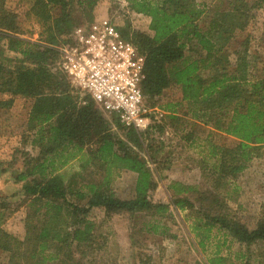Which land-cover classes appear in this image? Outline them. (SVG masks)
<instances>
[{"label": "trees", "instance_id": "trees-1", "mask_svg": "<svg viewBox=\"0 0 264 264\" xmlns=\"http://www.w3.org/2000/svg\"><path fill=\"white\" fill-rule=\"evenodd\" d=\"M100 1L33 0L29 11L48 34L45 44L14 37L17 30L10 19L3 27L12 34L3 38V47L22 59L11 69L0 59V109L11 108L15 97L32 101L26 127L32 134L30 146L37 152L25 158L23 171L14 169L13 163V168L0 170V179L10 176L32 209L24 221L23 241L0 231V250L8 253V264H79L74 255L84 256L93 246L95 226L88 217L94 209L107 215L167 211L168 206L148 199L157 188L150 167L157 165L151 133L161 131L160 123L142 133L122 127L114 115L100 112L90 96L80 98L55 70L57 48L74 40L75 12L92 23ZM122 1L127 14L145 21L144 31L133 29L128 20L115 28L144 58L141 89L148 105L158 106L166 90L179 88L192 118L237 141L234 149L220 155L232 164L228 171L221 161L210 176L214 191L221 190L226 174L235 177L252 158L264 155V29L258 38L245 34L255 25V34L264 28V0ZM260 18L262 23L257 22ZM111 124L122 138L110 132ZM85 149L90 153L81 169L98 163L110 174L125 170L136 175L131 198L115 195L107 172L108 177L98 183L81 179L77 185L71 177L65 185L59 171ZM135 150L147 152L149 159ZM74 176L77 180L79 175ZM179 188L169 187L171 205L191 209L192 203L182 197L191 188ZM4 208L0 199V221ZM211 221L205 225L208 231L218 225L240 244L264 242V220L252 230L220 217ZM226 263L219 255L208 260V264Z\"/></svg>", "mask_w": 264, "mask_h": 264}, {"label": "rangeland", "instance_id": "rangeland-1", "mask_svg": "<svg viewBox=\"0 0 264 264\" xmlns=\"http://www.w3.org/2000/svg\"><path fill=\"white\" fill-rule=\"evenodd\" d=\"M32 2L0 0V52L3 53L0 59L7 68L15 67L22 59L17 53L7 52L3 47V38L12 35L3 28L7 21H14L17 33L13 35L17 39L29 43L47 42L48 34L30 14ZM74 17L78 20L72 31L74 35L87 32L95 24L99 25V19L102 18L103 21H109L115 30L125 20L130 22L133 29L145 30V21L127 14L126 3L122 0H101L95 9L92 23H88L79 12H75ZM257 22L262 23L261 18ZM257 27L255 25L248 29L245 34L254 33L258 38L264 28L261 26V30L255 34L252 30ZM253 46L257 48L255 44ZM261 67L264 69V65ZM78 93L80 98L85 96ZM31 105L30 99L15 97L11 108L0 109V170L10 169L13 163L14 169L23 171L25 158L34 157L37 153L30 146L32 134L27 132L26 127ZM158 107L162 108L165 115L160 121L161 131L156 129L151 133L156 142L153 143L152 153L155 152L153 154L157 165L150 167L157 188L148 194V199L153 204L168 206L167 211L163 215L153 211L134 215H107L99 209L92 210L88 217L95 226L92 249L84 256L75 254L74 259L79 264H208L211 257L219 255L227 260L226 264H264V242L258 241L246 246L218 225L212 226L209 231L205 227L206 223L212 224V219L220 217L226 222H237L252 230L258 222L264 220V155L252 158L235 177L226 174L221 190L215 192L210 176L221 161L227 169L225 171H228L232 164L228 158L224 160L220 155L222 151L234 149L237 141L192 118L188 114L189 104L181 102L179 88L166 90ZM110 128L112 134L122 138L116 127L112 125ZM213 150L217 151L215 156L212 155ZM135 152L149 159L147 152ZM89 153L85 149V152L59 171L65 185L71 177H75L73 182L76 181L77 185L81 179L85 183H98L108 177L106 172L109 171L105 172L104 166L98 163L87 164L85 169L80 168ZM74 175H79L77 180ZM109 175L115 195L120 199L131 198L136 175L125 170ZM172 184L178 189L182 186H185L184 190L191 188L182 194L183 198L192 203L191 209L178 210L171 205L173 193L169 187ZM0 199L6 206L2 209L0 231L23 241L24 221L32 209L28 201L18 194L10 176L0 179ZM70 202L76 203L73 198H70ZM8 257V253L0 250V264H8Z\"/></svg>", "mask_w": 264, "mask_h": 264}, {"label": "built area", "instance_id": "built-area-1", "mask_svg": "<svg viewBox=\"0 0 264 264\" xmlns=\"http://www.w3.org/2000/svg\"><path fill=\"white\" fill-rule=\"evenodd\" d=\"M56 68L70 85L136 133L159 124L165 113L148 105L141 89L144 58L109 21L75 34L57 48Z\"/></svg>", "mask_w": 264, "mask_h": 264}, {"label": "crops", "instance_id": "crops-1", "mask_svg": "<svg viewBox=\"0 0 264 264\" xmlns=\"http://www.w3.org/2000/svg\"><path fill=\"white\" fill-rule=\"evenodd\" d=\"M103 21V18L102 19H99V22H102ZM95 22H97V19L95 20Z\"/></svg>", "mask_w": 264, "mask_h": 264}]
</instances>
